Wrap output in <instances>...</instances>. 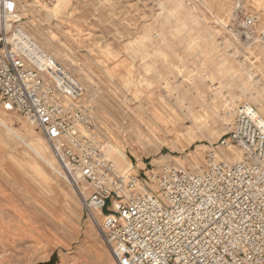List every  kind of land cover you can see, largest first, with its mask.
Listing matches in <instances>:
<instances>
[{"label":"rangeland","instance_id":"374dc122","mask_svg":"<svg viewBox=\"0 0 264 264\" xmlns=\"http://www.w3.org/2000/svg\"><path fill=\"white\" fill-rule=\"evenodd\" d=\"M18 19L83 86L96 144L125 173L202 170L241 105L264 116V0H24ZM88 196L0 108V264H116Z\"/></svg>","mask_w":264,"mask_h":264},{"label":"built area","instance_id":"2783aa9c","mask_svg":"<svg viewBox=\"0 0 264 264\" xmlns=\"http://www.w3.org/2000/svg\"><path fill=\"white\" fill-rule=\"evenodd\" d=\"M23 1L0 0V108L34 126L65 176L89 192L84 210L116 264H264V118L257 108L239 107L200 172L165 163L143 176L123 174L96 144L83 86L15 26ZM244 25L253 28L254 19Z\"/></svg>","mask_w":264,"mask_h":264},{"label":"bare ground","instance_id":"6f19581e","mask_svg":"<svg viewBox=\"0 0 264 264\" xmlns=\"http://www.w3.org/2000/svg\"><path fill=\"white\" fill-rule=\"evenodd\" d=\"M19 20V19H18ZM17 20V21H18ZM20 26V25H19ZM10 27H11V23H7V30H9L10 29ZM207 32H209L208 31V29H207ZM210 34L212 35V32H210ZM246 92V91H245ZM214 94V93H213ZM217 94V93H216ZM247 94V93H246ZM217 96V95H216ZM255 96V95H254ZM218 98V97H217ZM260 98H262V99H264V94L263 95H260ZM250 101L251 102H253V104H256L257 106H259V104H260V101H259V97H254V98H252V99H250ZM240 102V101H239ZM233 104L234 105H236V103L235 102H232L231 104H230V106L228 105L227 107H225V109H224V117L223 116H221V119L222 120H224V119H226L229 115H233V113L235 112V109H232V108H230L231 106H233ZM239 109V108H238ZM237 109V110H238ZM237 112V111H236ZM259 112V111H258ZM261 113L264 115V110H261ZM260 114V113H259ZM261 115V114H260ZM262 116V115H261ZM263 118H264V116H262ZM1 123L3 124V125H5L4 123H3V121H1ZM6 126V125H5ZM104 152V151H103ZM105 153V155L110 159V160H112L115 164H116V166H117V168H118V170L121 172V173H123V174H125V172L123 171V170H121V168H120V166L117 164V162L111 157V155L108 153V152H104ZM38 154V153H37ZM43 157V159H45V157H44V154L43 153H41V158ZM230 158H231V160L232 161H237V160H239L240 159V155H239V153L238 152H236V151H232V155L230 156ZM194 171H196V172H200L201 171V169H200V167L198 168V169H196V170H194ZM62 177V176H61ZM76 186V185H75ZM77 187V186H76ZM81 190H82V194H85V193H87V191H86V189L85 188H81Z\"/></svg>","mask_w":264,"mask_h":264},{"label":"water","instance_id":"95a60500","mask_svg":"<svg viewBox=\"0 0 264 264\" xmlns=\"http://www.w3.org/2000/svg\"><path fill=\"white\" fill-rule=\"evenodd\" d=\"M52 264H55V262H52Z\"/></svg>","mask_w":264,"mask_h":264}]
</instances>
